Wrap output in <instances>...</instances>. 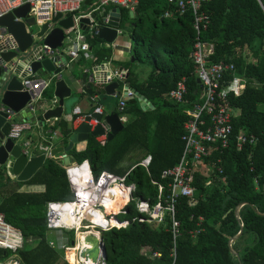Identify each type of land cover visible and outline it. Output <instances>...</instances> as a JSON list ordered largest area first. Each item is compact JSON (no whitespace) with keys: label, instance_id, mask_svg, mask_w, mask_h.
<instances>
[{"label":"trees","instance_id":"obj_1","mask_svg":"<svg viewBox=\"0 0 264 264\" xmlns=\"http://www.w3.org/2000/svg\"><path fill=\"white\" fill-rule=\"evenodd\" d=\"M92 1L84 0L82 5L88 7ZM204 8L210 22L199 35L190 12L163 16L166 11L174 10L168 0H138L133 17L129 16L128 9L120 8L119 28H130L133 63L146 60L150 69L140 80L131 69L130 60L112 63L129 71L126 80L150 101L153 109L143 111L135 98L125 101L124 110L119 114L127 113L129 118L117 135L103 144L96 136H89L83 150L72 148L68 153L75 163L87 160L95 175L102 170L122 175L131 168L126 183H134L133 197L154 204L158 190L152 181L166 186L168 178H162L161 174L180 158L185 111L199 101L201 88L190 56L198 36L212 44L208 62H231L236 74L244 77L245 87L240 95L229 98L238 110L232 120L233 134L244 130L255 135L257 141L241 149L232 141L221 151L212 152L209 159L213 162L220 158L216 165L222 168V174L216 175L212 167L208 176L201 172L193 175L196 203L189 206L187 199L180 197L175 205L179 235L173 264H264V215L255 212L264 213V0H212ZM125 22L129 23L128 27L124 26ZM87 39L92 48L90 67L111 60L110 47L101 45L103 41L98 36ZM182 77L186 80L187 93L184 101L178 103L167 95ZM53 82L54 79L51 87ZM49 129L50 134L58 129V141L63 146L74 131L62 118ZM133 150L141 151L143 157L150 155L147 169L139 164L140 160L127 169L123 167L125 156ZM23 185H42L43 190L24 191ZM71 197L65 170L58 158H46L26 181L10 177L0 166V213L23 237V246L15 253L19 264H68L63 250L48 243L46 204L69 201ZM240 202L247 205L240 208L237 220L234 210ZM200 216L202 222L198 224ZM118 218L130 223L125 228L113 227L101 233L106 250L103 264L172 263L168 216L157 225L146 220L130 203ZM138 218L143 221L139 222ZM240 223L242 232L232 244L237 258L230 252L228 240L239 232ZM194 230L199 232L192 236ZM69 235L73 240V232ZM153 252L160 253V257H152ZM12 255L10 250L0 249V263Z\"/></svg>","mask_w":264,"mask_h":264},{"label":"built area","instance_id":"obj_2","mask_svg":"<svg viewBox=\"0 0 264 264\" xmlns=\"http://www.w3.org/2000/svg\"><path fill=\"white\" fill-rule=\"evenodd\" d=\"M212 0H168L174 6L173 12L166 11L164 17H171L173 13L184 14L190 12L193 16V27L199 33L206 29L210 18L204 6ZM84 0H0V16L13 11L14 9L27 4L29 17L34 19V23L38 26L47 25L48 29L55 26L58 17L71 16L72 26L65 29L63 45L67 43L72 35V46L64 48V55L68 57L64 62L68 63L83 57L84 59L92 58L89 52V45L85 41V37L79 27V19L86 17L89 20L88 32L90 37L98 35V21L94 14L99 18H106L108 7L125 8L133 11L138 0H93L85 12H81ZM0 30L5 28L0 27ZM0 48L4 51H16L18 55L23 53L19 51L17 43L11 34L5 32L0 35ZM56 50L45 47V51L37 54L35 59L41 60L43 55H54ZM212 53V44L200 40L197 36L193 50L190 54L192 62L195 64V75L199 81L201 93L199 101L194 102L189 109L185 111L187 119L183 124V132L180 136L182 141V151L178 162L165 169L161 177L168 178L166 186L161 183L152 181L157 186L158 195L154 204L149 200L134 198V183H126V178L130 174L131 168L123 175H118L106 170L100 171L97 175L93 174L86 160L81 163L64 167L65 176L70 188L71 199L69 201H49L46 204V227L49 231H55V240L49 239L48 243L51 247L63 250L64 260L68 264H73L69 259L68 253L74 250V261L76 264H100L104 261L99 254L97 262L89 259L85 263L80 257L82 247L86 245L77 236L78 233H84L88 228L97 232V237H101V233L113 227L125 228L129 225V220H120L118 216L126 212L127 206L132 203V208L138 213L147 217L146 220L157 225L162 224L165 217L170 219L169 230L172 234L171 256L174 262L176 238L179 235V221L175 217V205L177 199L184 197L187 199L188 205L193 206L196 203L193 197L194 188L192 186V178L196 172H201L208 176L212 167H215L216 175L222 174V168L216 165L220 162V158L210 161V155L214 151H221L228 147L230 142L235 143L237 149H241L244 145L254 144L257 137L239 130L237 134H233L232 120L238 115V110L234 108L229 101L230 97H237L245 87V79L242 75L235 72L233 63L231 62H208V57ZM13 67L21 63L19 56L10 58ZM103 64V63H102ZM104 65V64H103ZM96 66V65H95ZM105 66V65H104ZM26 71L22 77L23 89L29 92L30 99L27 105H31V109L40 107L36 102L40 101L43 92L48 87L50 79L36 77L32 74L30 67L25 65L19 70V74ZM114 79H123V72L114 70L112 74L105 76V81ZM187 93L186 80L184 77L179 79L175 86L168 92V99L174 102H183ZM130 94V91H127ZM125 107V99L118 101L117 110L122 112ZM6 116V122L9 123L7 133L4 138L19 141L23 134L31 131L33 124L29 121L12 120L14 113L6 107L1 108ZM93 112L102 113L100 107H96ZM75 121H84L85 116L90 113L82 114L78 107L73 109ZM122 123L125 118L119 116ZM88 125L93 129L100 121L90 118ZM107 130L98 136L102 142L105 140ZM20 145L21 152L29 157L33 155L31 141L26 140ZM40 148L45 150V154L49 157L51 145L44 146L38 143ZM50 158V157H49ZM150 156L142 158L139 162L141 166L147 169L150 163ZM216 165V166H215ZM7 175L13 178L9 169L11 161L9 158L2 165ZM209 183V181H208ZM256 183V181H255ZM108 211V212H107ZM112 219L117 223L113 224ZM139 222L142 218L137 219ZM198 224L202 222V217H198ZM242 226V224L240 223ZM61 230L65 231L61 232ZM80 231V232H79ZM73 232L74 244L68 245L64 243V234ZM199 230H194L191 235L194 236ZM94 235V234H93ZM23 246V237L21 231L7 223L2 213H0V249L10 250L13 255L4 264L16 262V252ZM84 249V250H85ZM152 257H160V253L153 252ZM87 261V262H86ZM3 264V263H0ZM19 264V263H18Z\"/></svg>","mask_w":264,"mask_h":264},{"label":"water","instance_id":"obj_3","mask_svg":"<svg viewBox=\"0 0 264 264\" xmlns=\"http://www.w3.org/2000/svg\"><path fill=\"white\" fill-rule=\"evenodd\" d=\"M28 5H22L11 12H8L0 16V27L5 30H0V35L5 32L12 35L14 41L18 45V49L22 52V55H18L16 51H4L0 48V165H3L7 158L11 161L10 173L15 177L17 181H26L30 179L35 172L43 165L47 155L41 153L39 155H31L26 157L21 152L20 145L15 143L14 140L6 138L3 139L4 135L1 128L6 122L7 114L1 110L2 107L11 109L14 113L12 120H23L29 121L33 125L40 123L44 120L51 118H59L62 115L64 99L71 96L72 89L67 82L61 78L62 67H64V61L62 59L64 55V45L62 43L64 38L63 29H67L72 26V18L69 16L67 19L58 22L57 26L51 29L47 28L46 24L39 26L35 31L30 29L34 23V19L29 17ZM130 17H133L134 12L129 11ZM106 18H98V37L107 43H112L119 33L120 26V9L115 7L111 9ZM68 21L69 23H65ZM89 20L86 17L79 19V27L84 30H88ZM128 23L124 26L128 27ZM134 44L132 42L131 47ZM45 47L52 50H56L54 55H43L41 60H36L37 54H41L45 51ZM19 56L21 63L16 67H13L10 58ZM134 56L131 57L133 61ZM28 65L32 74L50 75L56 77L54 82V97L57 98V105L53 108L43 110L41 116L36 114L41 109H31V105H27L30 94L28 91L23 89L22 77L26 71L19 74V70L23 66ZM114 70L123 72V78L128 75L122 68H107L102 63L85 70L81 76V80L77 81V85L81 90L89 96V100L92 104L99 103V95L104 96H115L121 95L123 99L130 100L135 98L143 111H147L153 108L150 101L136 91L128 82L123 85L122 91H116L118 89V82L111 80L105 81V76L112 74ZM197 83L199 81L197 80ZM130 91V94H127ZM94 96V97H93ZM90 118H95L100 121L93 129L88 125L87 121ZM123 128V123L119 118V115L115 111L109 113H97L91 112L90 116H85V120L74 129L70 135L69 141L66 146L51 148L49 150L50 158H57L59 153H62L60 159L63 167H68L75 164L72 155H67V152L77 142L86 141L89 136H99L107 130V141L111 140L117 135ZM59 159V158H58ZM247 205L246 202H240L234 210V214L237 220H239V210L242 206ZM250 207H252L250 205ZM258 215H264L255 211ZM242 232V226L240 225L239 232L228 240V247L230 252L238 258V253L232 248V244L239 238ZM75 242L71 241V245ZM85 244L89 245L82 254L85 255L86 259L92 262H97L99 254L102 258L106 257V250L102 242L101 237L98 238L96 235L89 234L85 237ZM18 263V259H15ZM104 261L100 264H103Z\"/></svg>","mask_w":264,"mask_h":264},{"label":"crops","instance_id":"obj_4","mask_svg":"<svg viewBox=\"0 0 264 264\" xmlns=\"http://www.w3.org/2000/svg\"><path fill=\"white\" fill-rule=\"evenodd\" d=\"M87 8L88 7H86L85 11L87 10ZM113 8H115V7H108L107 8V13L111 9H113ZM85 11H81V12H85ZM68 17L69 16L58 17L57 20H56L55 26H57L58 22H60L62 20H65ZM98 18L99 17L97 15V18H95V19H97V21H98ZM120 22H121V14H120ZM65 23H69V22L68 21H65ZM125 23H128V22H125ZM118 30H119V33H117V37H116V39L112 43H107V42H105L104 40L101 39L103 41V43H101V45H104L105 47H110V49H111V60H104V61L101 62L107 68H109V67L110 68H113V67H115V68L122 67V66H118V65L113 64L112 61L126 62V61L130 60L133 63L134 60H135V59L133 61L131 60V57L133 55L131 54L132 40H131L130 36L128 35V38L122 37V34H123L122 29L119 28ZM64 31H65V29H63V32ZM86 31H88V30H84L83 28H81V32H82V34L85 37V41L89 45V41H88L87 37L90 38V35L87 34ZM64 36H65V33H64ZM119 36H120V38H119ZM90 47L91 46H89V52L92 49ZM62 59L65 62V61H67L68 57L66 55H63ZM91 59L92 58H90V59H84L83 57H79L78 59L69 62L68 63V66H65L64 65V67H62V71H61L62 72V76H61V78H63L67 82V84L71 87L72 93H71V96L70 97L64 99V105H63V111H62L61 117H59V118H51L49 120H44V121H42L40 123L34 124L33 127H32V129H31V131L26 132L25 134H23L22 137L19 139L18 143L17 142H15V143L21 144L22 142H24L26 140H30L34 155H39V154L45 152V150L43 148H40L38 146V143L39 142H41L44 146L51 145L50 149L51 148L64 147L58 141L59 140V132H58V129L55 130L53 133L50 134L51 129H49V128H50V126H54L57 123V120H59V119L62 118L63 120L67 121L71 125V127L73 129H76L80 125V123L82 121L74 122L75 120H73V116H74L73 115V109L75 107H78L80 109L81 115L82 114H87V113L93 112L96 107H100L101 108V111L103 113H109L110 111H115L119 116H122V115L125 114L124 112H123L122 115L119 114V111L116 108V105H117L116 103H118V101L120 99H123L121 95H115V96L99 95L98 96L99 103L92 104L91 101L89 100V96L86 93H84L81 90V88H79V86L77 85V81L81 80V76L85 72V70L90 69L91 67H93V66L90 67L88 65V61L91 60ZM134 64L136 65V63H133L132 66H131V69L134 72H136V68H137L136 66L137 65L134 68L133 67ZM123 69L129 75V71L126 70L125 68H123ZM128 75L126 76V78L128 77ZM36 77H43L45 79H50V83H49L48 87L45 89L46 94L45 95H42V98H41V100H40V102L38 104V105H40V107H38V108L41 109V111L39 113H37L36 115L37 116H41L43 110L48 109V108H53V107H55L57 105V98L54 97V82H55L56 77L53 76L52 74L45 75L44 76V75L38 74V73L36 74ZM126 78H123V79H114V81L118 82V84H119L118 89L116 91H122L123 90L124 83L125 82H128L126 80ZM53 79H54L53 87H51V81ZM138 79L143 80L144 78H139L138 77ZM110 97H113L115 99L114 102H112V100L110 99ZM125 101H127V100H125ZM127 119L128 118H126L125 121ZM8 127H9V123H5L3 125V127L1 128V131H2L3 135L7 133ZM96 139L101 144H103L105 141H107V134H106L105 140L102 141V142L99 140L98 136H96ZM86 142H87V140L86 141H82V142H77V143H75L73 145L72 148H74L76 151H81V150H83L85 148ZM68 152H67V155H70ZM146 156H150V155H146ZM146 156H144V157H146ZM144 157H143V153L141 151L133 150V151H131L129 154H127L125 156V158H124V160L122 162V165H123V167L125 169H127L136 160H141ZM47 158H49V157L47 156ZM57 158L61 159L62 158V153H59L57 155ZM0 166H2V165H0ZM13 178H15V177L13 176ZM21 190H24V191H42L43 190V186L42 185H23L21 187ZM50 232H53V231H50ZM67 233H69V232H67ZM55 238H56V235L54 233V238H51L50 237V239L55 240ZM8 259L6 261H8ZM16 259H17V257H16ZM5 262H3V263H5Z\"/></svg>","mask_w":264,"mask_h":264},{"label":"rangeland","instance_id":"obj_5","mask_svg":"<svg viewBox=\"0 0 264 264\" xmlns=\"http://www.w3.org/2000/svg\"><path fill=\"white\" fill-rule=\"evenodd\" d=\"M85 9H86V6L85 5H82V8H81V11H85ZM97 15V14H96ZM39 26L38 25H32L31 27H29L30 29H32V30H36L37 28H38ZM122 32H123V34H122V37H126V38H128V35H129V32H130V28L128 27V28H126V29H122ZM86 33L87 34H89V32L88 31H86ZM119 38H120V36H119ZM72 35H70V39L69 40H67V43H65L64 44V47L65 48H70L71 46H72ZM145 62H141V61H139V62H137L136 63V65L134 64V68H135V66L137 67L136 68V72H137V75H138V77L139 78H145L146 77V75L148 74V72H149V66H148V64L146 63V60H144ZM61 76H62V72H61ZM110 99L112 100V102H114V98L113 97H110ZM39 102L40 101H38V102H36V104L38 105L39 104ZM38 109V107L36 106L35 107V109ZM123 117L126 119V118H129V116H128V114L127 113H125L124 115H123ZM54 232L55 231H53V232H50V237L51 238H54ZM61 232H64V233H66L65 231H63V230H61ZM70 235H69V233H67V234H64V238H65V241H64V243L65 242H67V244L68 245H71V239H70V237H69ZM4 264V263H3Z\"/></svg>","mask_w":264,"mask_h":264},{"label":"bare ground","instance_id":"obj_6","mask_svg":"<svg viewBox=\"0 0 264 264\" xmlns=\"http://www.w3.org/2000/svg\"><path fill=\"white\" fill-rule=\"evenodd\" d=\"M108 212V211H107ZM112 223L113 224H116L117 222L114 220V219H112ZM80 232V231H79ZM89 234H94V235H97V232L96 231H94V230H92V229H90V228H88L87 230H85V232L84 233H78L77 234V236H78V238L80 239V240H82V237L84 238V237H86L87 235H89ZM83 242L85 243V238L83 239ZM85 247L86 246H83L82 247V252H80V257L82 258V261L85 263V260H86V257H85V255L84 254H82L83 253V251H84V249H85ZM75 251H76V249H74V250H70L69 251V253H68V256H69V259L71 260V262H73V264H76L75 263V261H74V254H75ZM87 262V261H86ZM11 264H18L17 262H13V263H11ZM86 264V263H85ZM89 264V263H88Z\"/></svg>","mask_w":264,"mask_h":264}]
</instances>
